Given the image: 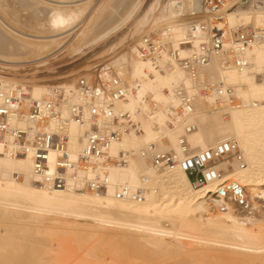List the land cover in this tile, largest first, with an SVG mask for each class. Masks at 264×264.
Returning <instances> with one entry per match:
<instances>
[{
  "label": "bare ground",
  "instance_id": "1",
  "mask_svg": "<svg viewBox=\"0 0 264 264\" xmlns=\"http://www.w3.org/2000/svg\"><path fill=\"white\" fill-rule=\"evenodd\" d=\"M18 1L16 3L18 2L22 6L21 2L23 1ZM96 1L24 0L27 3L23 2L25 6L33 2L38 4L36 14L38 12L45 13L44 19L36 17L35 22L30 26L20 23L16 19H9L0 4V39L1 35L8 37L5 40H0V68L11 69L8 67L21 63L19 57L14 56V52L30 46L46 47L56 43L61 45L58 47L55 46L56 44L51 45L57 47L55 50L53 49L56 51L68 41L69 44L65 47L69 52L77 47L81 48L87 34L93 29V25L97 23L95 21L107 8L110 0L98 1L99 4L95 5L96 8L90 14L89 19L82 25L87 14L86 10L89 11L88 9ZM175 1L146 0L141 7L139 6L140 8H137L129 23L119 30L117 35H114V38L104 41L105 43L99 46L102 50L107 49L109 52L108 49L114 50L118 46L126 45V48L124 46L119 52V54L122 51L124 53L117 54L118 58L115 54L116 56L112 58L116 59L110 63L111 66L113 65L112 68L110 67L111 70L115 68L112 73L123 80L128 88L127 96L117 102L115 107L118 111H129L131 118L139 123L140 131H143L141 134L135 131L123 133L119 140L112 143L111 153L124 151L127 156L125 163L109 168L107 194L96 195L80 189H50L34 179L29 156L0 154V264H40L36 258L40 255L38 252L40 248L36 247L35 241L32 246L30 244L27 248L26 241L33 242L34 237L28 235L25 229L29 231L27 228L33 226L39 230L41 226H51L54 221L61 223L60 227H63L64 223L72 222L73 224H68L70 226L67 228L85 230V232L68 231L70 234L74 232V235L78 233L76 236L72 234L77 241L79 237H84L82 239L95 238L102 241L103 244L106 239L116 236L117 238H113L115 240L113 242H117L118 246L124 245L121 246L124 257L128 254L132 256L145 255V248V252H149L150 257L153 256L152 263L156 260L155 264H167L158 261V259L161 257V252L169 251L184 255L181 260L186 258L179 262H177L178 259L176 262L173 260L169 264H191L192 262H187V257L200 255H202L200 257L204 256L203 261L210 257L211 260L215 259L214 262L222 261L221 264H264V224L261 223V221L264 222V214L261 217L264 207L262 206V209L257 205L258 201L264 199V41L255 42L245 49L243 57L248 64L242 69L231 64L232 55L229 53V49L233 47L230 40L232 29L247 26L264 29V0L239 1L234 7L224 12V20L218 24L221 26L226 23L230 31L224 44V51L213 53L208 62L198 69V75L208 84L214 85L219 82L232 86L235 95L241 98L245 105L230 107L223 103L221 108L213 109L204 108L203 105H207V102L209 105L215 95L210 98L201 96L197 92V86L178 65L173 63L171 67H164L161 71L150 60L137 55L136 45L140 39L134 44H132L133 42L128 44V41H131L128 37L131 38L130 35L133 36L134 33L136 35V31L141 33L143 26L148 24L151 18V28L153 29L155 25L159 26L158 23H164L163 29L166 28L169 31V38L174 45L178 40L186 38L191 22L210 23L211 17L206 12L201 11L195 14L193 12L194 5L189 2H184L180 9L175 5ZM140 2L141 0L135 5H139ZM197 11H199L198 7ZM114 30H112L113 33ZM201 33L199 32L193 38V46L203 39ZM92 44L94 43L92 42ZM79 48L74 50L75 53H78ZM1 49H6V51ZM7 49L15 50L12 51L13 53L10 51L14 55H9L10 52L8 53ZM191 50L190 45L180 46L179 55L185 57ZM4 52L8 55H5ZM79 52H82V49ZM51 53L40 55L35 59L30 58V60L32 59L31 62H33V60L42 59ZM169 60L166 52L161 53L158 58L161 66H165ZM110 61L112 60L110 59L108 62ZM93 68L90 67L87 71ZM110 75L112 74L107 70L103 72L99 70L95 76L106 79ZM10 77L0 76V81L9 86L24 87L31 99L48 98L53 89L58 87L66 95L70 94L72 101L77 100V95L74 93L75 83L73 78L67 75L58 77L59 84L57 85L33 82L29 84V89L22 82L15 80V76L14 79ZM177 87L194 95L191 112L178 111L179 99L175 92ZM62 112L67 115V108L63 107ZM143 113L148 115L146 124L137 119ZM167 114H171L173 118H168ZM167 119L173 122V127L168 126ZM187 125H193L194 128L185 133ZM68 129L72 142L71 150L74 152L79 144L77 138L81 135L83 128L71 123ZM181 135H185L190 152L204 150L224 139H233L237 142L243 154L245 166L240 168L235 161L230 159L219 162L217 167L223 169L225 179H230L241 189L242 202L229 194L224 197H215L209 194L215 191L212 185H209L207 190L195 189L182 169L156 168L150 163V155L141 153L142 149L150 147L151 151H174L178 156H182L183 153L179 146ZM156 182H166L167 184L156 187ZM121 185H126L131 189L143 188V201L136 202L114 197V189ZM237 207L242 208L241 211H239L240 209L235 211ZM51 216H55V218ZM56 216L66 218L56 219ZM165 219L168 220V226L164 223L165 221H162ZM113 228H117L121 232L125 230L128 234L132 232L135 236L126 237L125 235L123 238L121 234L120 237L106 233V231L116 230ZM181 238H184L185 241H182ZM115 246L117 245L115 244ZM115 246L114 249H112L113 247L98 246V251L93 252L92 249L89 252H92L90 254L93 257H103L106 251L109 256L117 253L115 255L117 257L120 252ZM89 249L91 250V248ZM69 254L72 255L70 252ZM122 254L120 253L121 257H123ZM45 256L41 260L42 262L45 260L47 263L41 264H49L51 259L48 260L49 255L46 258ZM93 257L91 256V258ZM82 260L84 261V259ZM86 260L89 259H85V262ZM73 261H75L74 264L84 263L76 259ZM136 261L138 262L137 259Z\"/></svg>",
  "mask_w": 264,
  "mask_h": 264
},
{
  "label": "built area",
  "instance_id": "2",
  "mask_svg": "<svg viewBox=\"0 0 264 264\" xmlns=\"http://www.w3.org/2000/svg\"><path fill=\"white\" fill-rule=\"evenodd\" d=\"M241 0H176L175 5L182 8L184 2L193 4L195 14L201 11L211 17L209 24L191 22L186 38L174 45L165 28L143 35L136 45L140 58L150 60L163 71L174 64L186 72L198 93L210 98L215 95L211 107H230L245 105L238 98L232 86L216 83L208 84L200 79L198 69L206 64L213 53L224 51V44L230 35L226 23L221 26L224 12ZM197 7L199 11H197ZM188 15V14H187ZM185 16V15H182ZM202 32L203 39L193 46V38ZM233 47L229 49L231 64L242 69L247 66L243 53L247 47L258 41H264V29L250 26L238 27L231 31ZM190 45L192 50L185 57L179 55V47ZM166 52L170 60L161 66L158 58ZM77 100L65 94L60 88H54L48 98L31 99L27 90L20 85L9 86L0 81V154L8 156H29L32 174L40 184L50 189H80L96 195L107 194L109 186V168L125 163L126 153H111L114 141L129 131L139 132V123L131 118L129 111H118L116 103L122 101L128 93L123 80L112 74L106 79L93 76L89 79L80 75L75 80ZM27 87V86H26ZM180 112L189 113L193 109L194 95L177 87ZM67 108L64 115L62 108ZM170 118L172 116L170 115ZM75 123L83 128L77 138L79 144L73 152L69 124ZM168 125L173 122L167 120ZM185 127V133L193 129ZM182 156L174 151H151L142 149L143 155H150V163L156 168L182 169L195 189H209L212 185L215 197L229 194L242 202L241 189L230 179L223 177L219 162L233 160L240 168L245 166L242 152L236 141L224 139L204 150L190 152L185 135L179 138ZM113 196L141 202L144 189H131L126 185L114 189Z\"/></svg>",
  "mask_w": 264,
  "mask_h": 264
},
{
  "label": "rangeland",
  "instance_id": "3",
  "mask_svg": "<svg viewBox=\"0 0 264 264\" xmlns=\"http://www.w3.org/2000/svg\"><path fill=\"white\" fill-rule=\"evenodd\" d=\"M16 1H18V0H0V4H2V9H5V10H3L7 15H8V18L9 19H12V20H14V19H16L18 22H20V23H23V24H26V25H31V23H33V22H35L34 20L36 19V17L38 18H41V19H44L45 18V13H43V12H38L37 14H36V10H37V8H38V4L37 3H32V4H30L29 5V3H28V5H24V4H27V3H25L24 2V0H21V1H23L24 2V4H23V2H21V4H22V6H20V4L17 2L16 3ZM98 1H101V0H97L96 1V3L92 6V7H90L88 10L89 11H87L86 10V15H85V19L83 20V22H82V25H84L86 22H87V20L89 19V17H90V14L93 12V10H94V8H96V6L99 4V2ZM139 0H110L109 1V4H108V6H107V8L103 11V13L100 15V17H98L97 18V20L95 21V22H97L95 25H93V29L90 31V33L89 34H87V37L85 38V40H84V45H82V47L81 48H79V47H77V48H75V49H78L79 48V50H77L78 51V53H75V49H73V51H71V52H69L67 49H66V47L65 46H67L68 44H69V42L67 41V43H64V45L61 47V48H59L58 50H56V51H54L58 46H61V45H58V44H56V43H52V44H49V46H46V47H44V46H41V47H37V46H30V47H26V48H22L21 50H19V51H15V50H11V49H7V52L9 53L10 51L12 52H14V54H11V52L9 53V55L11 54V56L12 55H14V56H18L19 57V60L21 61V63H18V64H16V65H13V66H9L8 68H11V69H1L0 68V76H8V77H10V75H13V76H11L10 78H12V79H14L15 77V80H17V81H19V82H22L23 84H25L26 86V88H28L29 89V84L30 83H47V84H51V85H57V84H59V80H57V78L58 77H60V76H65V75H67V76H69V77H72L73 78V81H74V83H75V80H76V78L77 77H79L80 75H84V74H86V75H88L89 77H93V76H95V75H97V73H98V71L100 70V72H103L104 70L106 71H108L110 74H113L114 72V69L115 68H113L112 70H111V68L113 67V65L111 66L110 65V63H112V62H114V60L116 59H114V58H112V57H114V56H116L117 54H119V52L123 49V47L125 46V48H126V45H124L123 47L121 46H118V48L116 47V49H114V50H111V49H108V50H110L109 52L107 51V49L106 50H102L101 48H99V46L100 45H102V44H104L106 41H108L109 39H111L112 37L114 38L115 36L114 35H117L118 33H119V30H121L123 27H125L128 23H129V21H130V19H131V17L133 16V14L135 13V11L137 10V8H140L141 7V5H143L145 2H146V0H141V2H140V4L139 5H135L137 2H138ZM3 3H4V5H3ZM142 3V4H141ZM36 4V5H35ZM134 4V5H133ZM96 5V6H95ZM115 5V6H114ZM119 5V6H118ZM133 5V7H131ZM25 6V7H24ZM29 6H31L30 8H29ZM126 6V7H125ZM140 6V7H139ZM28 7V8H27ZM131 7V8H130ZM26 8V9H25ZM36 8V9H35ZM134 8V9H133ZM90 9H92V10H90ZM132 9V10H131ZM122 10V11H121ZM131 10V11H130ZM134 10V11H133ZM130 11V12H129ZM121 13V14H120ZM123 13H124V15H123ZM126 13V14H125ZM15 14V15H14ZM108 14V15H107ZM128 14H130V15H128ZM20 15V16H19ZM37 15V16H36ZM127 15V16H126ZM103 16V17H102ZM12 17H14V18H12ZM19 17H20V20H18L19 19ZM31 17V18H30ZM107 17V18H106ZM18 18V19H17ZM111 18V19H110ZM115 18V19H114ZM118 18V19H117ZM103 19V20H102ZM110 19V20H109ZM33 20V21H32ZM109 20V21H108ZM118 20H119V23H118ZM121 20V21H120ZM23 21V22H22ZM113 21V22H112ZM152 21V18L150 19V21H149V23L148 24H145V25H147V26H143V30L141 31V33L139 32H137L136 31V35H135V33L133 34V36H132V34L130 35V37L131 38H129L128 37V39H130L131 41H128L127 43L128 44H130V43H132V44H134V42L136 43V41H138L143 35H146V34H149V33H151L152 31L153 32H155V31H158V30H162L163 29V24L164 23H162V22H160V23H158L159 24V26L158 25H155L154 26V29L153 28H151V22ZM105 22V23H104ZM162 23V24H161ZM114 26H113V25ZM116 24V25H115ZM120 24V25H119ZM108 25V26H107ZM111 25H112V27H111ZM117 25H119L118 27H115V26H117ZM28 26V27H29ZM96 26V27H95ZM105 26V27H104ZM158 28H157V27ZM111 27V28H110ZM116 28V30H114L115 28ZM153 27V26H152ZM160 28H162V29H160ZM114 30V33H113V31L112 30ZM153 29V30H152ZM110 31H112L111 33H108V32H110ZM118 31V32H117ZM101 32V33H100ZM103 33H105V34H103ZM108 33V34H107ZM138 33V34H137ZM97 34V35H96ZM103 34V35H102ZM8 37L6 36V35H1V39L2 40H5V39H7ZM0 39V40H1ZM96 39V40H95ZM99 39V40H98ZM97 41V42H96ZM105 41V42H104ZM92 42L94 43V44H92ZM96 42V43H95ZM126 43V44H127ZM55 45V46H57V47H52L51 45ZM62 44V43H61ZM89 45V46H88ZM84 46V47H83ZM28 48V49H27ZM124 48V49H125ZM26 49V50H25ZM49 49H50V51H49ZM54 49V50H53ZM64 49V50H63ZM80 49H82V52H79L80 51ZM100 49H101V51H100ZM1 50H5L6 51V49H1ZM9 50V51H8ZM63 50V51H62ZM66 50V52H64ZM98 50H99V53H97L98 52ZM116 50V51H115ZM54 51V52H53ZM57 51H58V53H60V54H58L57 53ZM95 51H97L96 53H95ZM1 52V51H0ZM12 52V53H13ZM50 52H52L51 54H52V56H51V54H49L48 56H46V57H44V58H42V59H38V60H33V62H31L32 61V59H35V58H38V57H40V55H44V54H48V53H50ZM55 52H56V54H55ZM67 52H69V53H67ZM94 52V53H93ZM5 53V55L7 54L8 55V53H6V52H4ZM4 53H2V54H4ZM16 53H17V55H16ZM67 53V54H66ZM72 53V54H71ZM92 53V54H91ZM124 52L122 51L119 55H122ZM1 54V53H0ZM55 54V55H54ZM94 54V55H93ZM105 54V55H104ZM116 54V55H115ZM54 55V56H53ZM69 55H71V56H69ZM73 55V56H72ZM93 55V56H92ZM100 55V56H99ZM119 55H117L116 57L118 58L119 57ZM48 57V59H45V58H47ZM30 58H32L31 60H30ZM26 59V60H25ZM30 60V61H28V60ZM45 59V60H44ZM112 60V61H110V62H108L109 60ZM43 60V61H42ZM26 61V62H25ZM28 61V62H27ZM37 61V62H36ZM41 61V62H40ZM45 61V62H44ZM46 61H47V63H46ZM30 62V63H29ZM39 62V63H38ZM107 62H108V64L110 65H108L107 64ZM33 63V64H32ZM83 63V64H82ZM45 64V65H44ZM85 64V65H84ZM39 65V66H38ZM98 65V66H97ZM103 65V66H102ZM108 65V66H107ZM33 66V67H32ZM96 66V67H95ZM101 66V67H100ZM88 67V68H87ZM90 67H94L93 69H90L89 71H87ZM111 67V68H110ZM103 68V69H102ZM105 68V69H104ZM87 72V73H86ZM113 72V73H112ZM84 73V74H83ZM86 75H84V76H86ZM15 76V77H14ZM31 76V77H30ZM87 76V77H88ZM46 80V81H45ZM57 82V83H56ZM198 92V91H197ZM241 99V98H240ZM212 102V101H211ZM223 106V104H221V107ZM203 107L204 108H207V109H213V107H211V105H210V103H209V105H208V102H207V105L205 104V105H203ZM220 107V108H221ZM215 108V107H214ZM216 108H218V107H216ZM171 115V114H170ZM170 115L169 114H167V116H168V118H170ZM148 115H146V114H141L140 116H138L137 117V119H139L141 122H145V124L147 123V121H146V119L148 118L147 117ZM172 116V115H171ZM146 117V118H145ZM173 118V117H172ZM138 120V121H139ZM167 120H169V119H167ZM139 121V122H140ZM141 122H140V125H141ZM168 124V123H167ZM153 126H156V125H154L153 124ZM169 127H173L174 125H168ZM144 129H145V127H144ZM138 133H143V131H140V132H138ZM167 183L166 182H156V187H161V186H165ZM169 185V184H168ZM263 200V201H262ZM261 201V202H260ZM260 201H258V206L260 207V208H262V206L264 207V199H261ZM263 202V203H262ZM257 203V202H256ZM240 209V210H239ZM241 209L242 208H236L235 209V211L236 210H239V211H241ZM263 209V208H262ZM250 210V209H249ZM238 212V211H237ZM243 212H246L245 210H243ZM251 213V212H250ZM264 211L263 212H261V217H263L264 215ZM263 215V216H262ZM52 218H55V216L53 217V216H51ZM50 217V218H51ZM57 218L56 219H64V218H66V217H59V216H56ZM49 218V217H48ZM165 224H166V226H168V220L166 221V219L165 220H162ZM83 222V221H82ZM167 222V223H166ZM53 223V222H52ZM72 223V222H71ZM71 223H64L63 225V227L61 226H59V225H62L61 223H55V221H54V224L56 225V224H58V225H54V224H52L51 226H48L47 227V225H46V227H44V226H41V227H39V230H38V228H35V227H28L27 229L29 230V231H27L26 229H25V231H26V233L28 234V235H31L32 237H34V240H33V242H28V241H26V246H27V248L29 247V245L31 244V246H32V244H34L35 242H36V247H39L40 248V250H38V252H39V254L42 256H38V257H36L37 258V261L41 264V263H47V262H45V260L42 262V260L41 259H44V256L45 255H49V257H48V260L49 259H51L50 261L53 263V264H56V263H58V264H70V262H71V264H74V262L75 261H73V260H77V261H80V262H84L83 264H127L129 261H131V262H129V264L131 263V264H135V263H141V264H145L146 262V264H155V262H156V260H155V262H153L152 263V258H153V256H151L150 257V253L149 252H145L146 251V249L144 248V253H145V255H139V256H132L131 254H128V255H126L125 257H124V255L122 254L123 253V250H121V248L124 246V245H120V243H119V245L120 246H118V244H117V242L116 243H114L113 241H115L113 238H115V237H113L112 236V238H110L111 239V241H110V239H106L105 240V242H103V244H102V241L100 242V240H97V239H82V238H84V237H79V240L77 241V239H76V237H74V236H76V235H74L73 233H69L70 231H72V230H74V228H67L68 226H70V225H68V224H71ZM261 223H263L264 224V222L263 221H261ZM65 224H66V226H65ZM73 224V223H72ZM55 227H54V226ZM75 225V224H74ZM262 225V224H261ZM72 226V225H71ZM50 227V228H49ZM72 227H74V226H72ZM63 228V229H62ZM76 228H77V226H76ZM75 228V229H76ZM33 229V230H32ZM110 229H112V228H110ZM113 229H116V230H113V231H106V233H109V234H115V235H117V236H120V234L122 235V237L124 238L125 237V235H126V237L128 236V237H134L135 236V234H133L131 231V233L130 234H128V232L126 231L125 232V230H124V232H123V230H122V232H121V230L119 231V229H117V228H113ZM67 230V231H66ZM84 231L85 232V230H81L80 228L78 229H76V230H74V231H76V232H79V231ZM69 231V232H68ZM28 232H31L30 234L28 233ZM33 232V233H32ZM38 233V234H37ZM74 236H73V235ZM34 235V236H33ZM131 235V236H130ZM32 237H31V239H32ZM37 239H36V238ZM42 237V238H41ZM121 237V236H120ZM65 238V239H64ZM117 238V237H116ZM41 239V240H40ZM82 239V240H81ZM182 239V238H181ZM37 240V241H36ZM40 240V241H39ZM43 240V241H42ZM48 240V241H47ZM75 240H76V243H75ZM90 240V241H89ZM94 240V241H93ZM35 241V242H34ZM68 241V242H67ZM182 241H185V239L183 238L182 239ZM70 242V243H69ZM79 242V243H78ZM98 242V243H97ZM100 242V243H99ZM111 242V243H110ZM113 242V243H112ZM28 243V244H27ZM42 243V244H41ZM64 243V244H63ZM82 243V244H81ZM95 243V244H94ZM108 243H110V244H108ZM68 244V245H67ZM81 244V245H80ZM102 244V245H101ZM105 244V245H104ZM112 244H114V245H112ZM115 244L117 245V246H115ZM194 245V244H193ZM192 245V246H193ZM94 246H95V248L97 249L98 248V246L99 247H104V248H111V247H113L112 249H114V246L117 248V250H118V252H120L122 255H123V257H121V255H120V253H118V255H117V257L115 256L117 253H113V255H111V256H109V253H107V251L105 252V255L102 257H93V255L92 254H90V253H92V252H89V251H92V249H93V252H95V251H98V249L96 250L95 248H94ZM122 246V247H121ZM81 247V248H80ZM44 248V249H43ZM78 248V249H77ZM88 248H91V250L89 249L88 250ZM42 249V250H41ZM48 249V250H47ZM50 249H52V250H50ZM65 249V250H64ZM68 249V250H67ZM123 249V248H122ZM88 250V251H87ZM124 250H126L125 248H124ZM80 253H79V252ZM86 251V252H85ZM167 251V250H166ZM69 252L72 254V255H70L69 254ZM54 254V255H51V254ZM143 253V254H144ZM149 253V254H148ZM173 253V254H172ZM78 254V255H77ZM90 254V255H89ZM148 254V255H147ZM165 254H167V255H165ZM172 254V255H171ZM60 255V256H59ZM76 255V256H75ZM82 255V256H81ZM86 255V256H85ZM130 255V256H129ZM160 255V254H159ZM169 255V256H168ZM47 256H45V258L47 257ZM56 256V257H55ZM64 256V257H63ZM77 256H79V257H77ZM82 258H81V257ZM91 256L94 258H91ZM119 256V257H118ZM142 256H143V258H142ZM156 256V255H155ZM161 257H159V259H158V261H160V262H164V263H167V264H169V263H172L173 262V260H175V262H176V260L178 259V261L177 262H179V260H181V258L184 256V255H182V254H177L176 252L174 253V252H166V253H164V252H161V255H160ZM166 256V257H165ZM200 256H202V255H200ZM200 256H197V257H195V256H190V257H187L188 259V261L187 262H192L193 264H198L200 261H201V263H199V264H203V263H205V264H212L214 261H215V259L214 260H211L212 258H210V257H207L206 259H204V261H203V258H204V256L203 257H200ZM52 257H55L54 259L52 258ZM73 257V258H72ZM77 257V258H76ZM114 257H116V258H114ZM128 257V258H127ZM131 257V258H130ZM139 257V258H138ZM170 257V258H169ZM185 257H186V255H185ZM35 258V259H36ZM60 260H59V259ZM70 258V259H69ZM80 258V259H79ZM102 258V260L100 261V259ZM130 258V259H129ZM68 261H67V260ZM73 259V260H72ZM79 259V260H78ZM82 259H84V261L82 260ZM85 259H89V260H86V262H85ZM109 259V260H108ZM127 259V260H126ZM129 259V260H128ZM136 259L138 260V262L136 261ZM141 259V260H140ZM148 259V260H147ZM155 259H156V257H155ZM186 260V258H183L182 260ZM59 260V261H58ZM95 262H94V261ZM113 260V261H112ZM143 260V261H142ZM165 260V261H164ZM181 260V261H182ZM198 260V261H197ZM47 261V260H46ZM49 261V264H52L51 262ZM64 261V262H63ZM119 261V262H118ZM180 261V262H181ZM210 261V262H209ZM211 261H213L212 263H211ZM62 262V263H61ZM100 262H102V263H100ZM133 262V263H132ZM135 262V263H134ZM150 262V263H149ZM208 262V263H207ZM216 262L218 263V264H221V263H223L222 261H218V260H216ZM216 262H214V264L216 263ZM220 262V263H219ZM191 263V264H192ZM226 263V262H225Z\"/></svg>",
  "mask_w": 264,
  "mask_h": 264
}]
</instances>
